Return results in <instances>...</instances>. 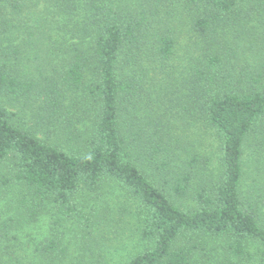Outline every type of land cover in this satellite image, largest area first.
<instances>
[{"label":"trees","instance_id":"16d2710c","mask_svg":"<svg viewBox=\"0 0 264 264\" xmlns=\"http://www.w3.org/2000/svg\"><path fill=\"white\" fill-rule=\"evenodd\" d=\"M0 264H264V0H0Z\"/></svg>","mask_w":264,"mask_h":264},{"label":"rangeland","instance_id":"374dc122","mask_svg":"<svg viewBox=\"0 0 264 264\" xmlns=\"http://www.w3.org/2000/svg\"><path fill=\"white\" fill-rule=\"evenodd\" d=\"M2 210V209H1ZM48 233V231H45V233ZM37 233V232H36ZM118 239V238H117ZM124 240V239H123ZM24 252H26V251H19V253L16 255L19 259H22L23 261H24V263H27L28 261H29V258L26 256V254L24 253ZM20 256V257H19ZM25 257V258H23V257Z\"/></svg>","mask_w":264,"mask_h":264}]
</instances>
